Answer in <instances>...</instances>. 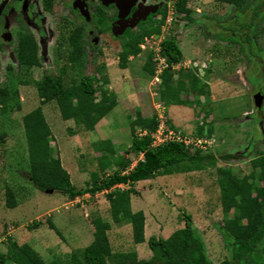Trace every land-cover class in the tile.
Returning <instances> with one entry per match:
<instances>
[{
    "label": "rangeland",
    "instance_id": "1",
    "mask_svg": "<svg viewBox=\"0 0 264 264\" xmlns=\"http://www.w3.org/2000/svg\"><path fill=\"white\" fill-rule=\"evenodd\" d=\"M255 2L263 4L258 6ZM186 9L191 21L181 20L182 14L176 15L169 24L162 26L161 23L163 32L159 29L158 35L161 40L174 35L182 54V67L189 71L196 69L197 77L208 85V98L202 97L191 106H163L158 99L159 84L150 83L152 76L148 78L142 69L147 59L153 65L152 54L158 43L156 35L142 40L139 54L128 57L124 69L118 66L120 43L109 34L99 37L92 45H89L92 36L86 37L87 45H84L80 63L70 62V49L65 46L66 32L61 33L62 43H49V63L38 62V67L18 66L13 52L16 27L12 17L8 16L11 37L3 38L4 42L0 45V88L14 85L19 110L0 117L1 253L5 252L9 239L18 246L28 245L44 262L73 264L70 255H80L79 252L91 243L92 220L99 218L110 225L106 235L111 252H134L137 259L148 258V237L166 239L164 237L184 226V215H189L193 234L200 241L204 258L210 264L235 260L216 230L225 217L214 168L159 175L134 184L135 193L129 196L130 211L142 212L144 219V241L138 245L132 241L130 226L129 230H125L122 222L112 221L106 192L96 197H89V194L85 198L78 197L69 206L64 194L53 192L44 195L28 180L29 165L21 118L39 106L35 85L43 73L50 70L58 75L62 68L65 87L77 84L83 75L94 74L93 85L97 90L108 93L116 101L115 107L102 118L103 121L97 123L96 132L84 131L81 124L73 121H63L54 101L41 106L53 137L50 146L58 154L60 165L75 189L88 186L94 178L98 180L104 174H112L116 159L130 161L124 173L135 165L138 155L127 154L126 150L131 139L129 122L137 111L150 115L154 111L171 130L186 135L187 141L193 140L196 145L191 148L192 151L197 149L212 154L217 167L228 166L238 177L250 173L249 161L264 153V88L260 79L264 73V32L261 30L264 25V0H246L239 10L212 0H187ZM254 11L258 16L253 15ZM85 25L93 29L92 22ZM227 29L239 30L236 34L241 41H245L246 33L254 31L251 46L257 53L256 57L249 58L247 50L242 52L237 43L222 38L231 34ZM91 50L95 55L89 58ZM257 80L263 88L258 90L259 97L254 95ZM188 99L192 101L191 96ZM256 119L259 121L256 122ZM200 126L203 134L197 136ZM197 139L201 140L200 146ZM105 140L109 141L110 149L103 152L104 147L100 143ZM249 144H252L250 153L242 160L225 161L220 158L241 152ZM5 188L12 191L18 204L16 208L5 206ZM114 188L127 190L129 186ZM49 222L55 230L48 228ZM34 223L40 227L33 230ZM259 255H264V251H260ZM247 263L243 259L237 264Z\"/></svg>",
    "mask_w": 264,
    "mask_h": 264
},
{
    "label": "trees",
    "instance_id": "2",
    "mask_svg": "<svg viewBox=\"0 0 264 264\" xmlns=\"http://www.w3.org/2000/svg\"><path fill=\"white\" fill-rule=\"evenodd\" d=\"M186 1H176L175 15L182 14L181 20L191 21L186 9ZM212 1L228 4L237 10L246 4V0ZM256 4L260 6L263 3L257 2ZM253 15L258 16L257 11H254ZM161 23L154 28L151 26L141 28L140 31L123 39L117 55L118 66L121 69L126 68L128 57H135L139 54V44L143 39L158 35ZM261 30L264 32V25ZM227 31L231 34L222 38L237 43L242 52L247 50L249 58L256 57L257 53H254L251 46L254 42L251 37L255 35L254 31L252 34H245V41H241L237 37L236 33L239 30L227 29ZM79 38L77 35L68 38V43L71 46L68 59L75 64L80 63L83 54V46L78 43ZM34 46V42L29 37L21 36L19 38L14 49L18 66H39ZM159 49L160 56L169 66L160 75L161 81L158 86L160 103L163 106L165 104L191 106L193 102L198 103L202 97L207 99L209 96L208 85L197 77L196 69L193 71L186 68L171 70L172 65L182 62V54L176 37L172 35L162 39ZM142 69L148 78H151L153 65L151 66L148 59ZM62 73L63 68L59 70L58 75L49 71L43 73L35 85L39 106L21 118L29 165L28 180L33 188L40 192L49 190L60 192L69 200L84 194L93 196L106 191L105 198L112 221L130 224L132 241L135 244H140L144 241L143 214L140 211L133 213L130 211L129 196L135 193L134 184L159 175L214 168L217 175L221 210L225 217L222 225L218 224L216 229L224 246L231 250V255L235 259H244L248 263H254V253L258 248L264 250V153L257 154L249 161L251 171L247 176L238 177L232 173L228 166L217 167L216 159L212 154L197 149L192 151L190 146H186L182 142L167 141L156 147H151L150 134L157 126L156 114L153 111L152 115L143 118L137 111L129 122L131 139L126 153L141 154L142 159L136 161L127 173L124 172L130 161L116 159L113 162L115 169L112 174L104 175L98 180L94 178L88 186L75 189L69 182L68 174L60 165L58 154L50 146L53 137L44 120L41 106L54 101L63 121L81 124L84 131L91 132L95 125L115 107L116 101L114 97L108 96V93L97 90V87L93 85L94 74L83 75L77 84L65 87L62 82ZM260 76L264 88V73ZM258 80L254 88L259 86ZM263 88L259 86L258 90ZM97 93H99L98 99L96 98ZM179 95L180 98H178ZM190 96L192 101L188 99ZM14 110H19V100L16 88L12 84L9 87L0 88V117ZM257 121L259 119H256ZM202 134L200 126L197 136H202ZM100 144L104 147L99 146L103 152L109 151L108 140L102 141ZM251 147L252 144H249L241 152L226 154L220 158L225 161L242 160L249 155ZM116 185H128L129 188L118 190L114 188ZM4 200L7 208L12 209L16 206L14 195L9 188L4 190ZM190 219L189 215H184L183 228L175 230L166 239L148 237L146 244L151 257L147 261H137L134 252H111L106 235L110 225L95 218L92 220L93 239L91 243L79 252L80 255L72 253L70 261L73 264H209L203 256L200 241L193 234ZM33 226L36 228L38 225L34 223ZM50 228L55 230L52 226ZM7 262L12 264H59L56 261L44 262L28 245L18 246L9 239L5 252H0V264ZM224 264H228V262Z\"/></svg>",
    "mask_w": 264,
    "mask_h": 264
},
{
    "label": "flooded vegetation",
    "instance_id": "3",
    "mask_svg": "<svg viewBox=\"0 0 264 264\" xmlns=\"http://www.w3.org/2000/svg\"><path fill=\"white\" fill-rule=\"evenodd\" d=\"M170 1L172 0H0V45L3 38L11 37L8 32V16H11L16 27H14L15 48L21 36L29 37L35 44L36 58L40 63H49L48 45L51 41L62 43L64 40L61 33L65 34L64 32L67 34L65 46L69 49L71 46L68 38L75 35L80 37L78 43L83 46L84 52L87 45H85L86 37L92 36L89 43L92 45L97 43L99 37L108 34L117 39L121 48L123 39L140 31L141 28L149 26L154 28L157 26L156 23L160 22L164 26L167 5ZM174 1L176 3L177 0ZM90 22L93 24V29L85 25ZM162 26H160L161 33ZM90 53L89 58L95 55L93 50ZM47 71L52 73L50 70ZM260 251L262 249L258 248L254 253V263L247 264H264V255H259ZM150 257L151 253L148 258H136V260L147 261ZM231 257L235 259L232 255ZM238 261L242 260H223L221 264L225 262L237 264Z\"/></svg>",
    "mask_w": 264,
    "mask_h": 264
},
{
    "label": "built area",
    "instance_id": "4",
    "mask_svg": "<svg viewBox=\"0 0 264 264\" xmlns=\"http://www.w3.org/2000/svg\"><path fill=\"white\" fill-rule=\"evenodd\" d=\"M175 1L172 0L168 3L167 5V10H166V15H165V20H164V26L169 24L172 20L173 17H175ZM158 38V43L155 47V50L152 54V62H153V75L152 78L150 80V83H152L153 85H158L160 84L161 78L160 75L163 73V71L165 69H167L169 66L167 65V63L165 62V60L163 59V57L160 56V49H159V42H160V36L157 37ZM185 68L182 67L181 63H177L171 66V70H178L179 68ZM156 120H157V126L155 128V130L150 134V138H151V147H156L164 142L167 141H175V142H182L184 145L186 146H190L191 148L194 145L193 140H186V135L178 132V131H173L170 129V127L168 125H166L165 120H161L160 121V117L156 116ZM165 125L167 127H165ZM139 134V133H138ZM141 134H143V132H141ZM140 134V135H141ZM201 138V137H200ZM197 144H199V146L202 144L200 143L201 140H196ZM203 143H205L204 141H202ZM207 143L209 144V142L207 141ZM116 187H119V185H116Z\"/></svg>",
    "mask_w": 264,
    "mask_h": 264
},
{
    "label": "crops",
    "instance_id": "5",
    "mask_svg": "<svg viewBox=\"0 0 264 264\" xmlns=\"http://www.w3.org/2000/svg\"><path fill=\"white\" fill-rule=\"evenodd\" d=\"M117 86H118V83L116 84ZM120 86V85H119ZM157 87V86H156ZM156 87H155V89H156ZM52 102V101H51ZM49 103V102H48ZM140 114H141V116L143 117V118H146V117H149L150 116V114H144V113H146L145 111L143 112V111H141V112H139ZM168 116V115H167ZM102 120V119H101ZM170 120V119H169ZM103 121V120H102ZM99 127V125H95V127H94V129H93V131L92 132H96L97 131V129H98V127ZM142 159V156H141V154H138V157H137V159H136V161H138V160H141ZM136 161H135V163H136ZM189 173H191V172H189ZM104 175H107V174H104ZM144 181V180H143ZM53 192H56V191H52L51 193H49L48 191H46V192H41V193H43L44 195H49V194H52ZM103 192H106V191H103ZM60 193V192H59ZM100 193H102V192H100ZM99 193H96V194H94L93 196L94 197H96L97 195H98ZM88 194H84L83 196H81L80 198H85L86 196H87ZM89 196V195H88ZM89 197H92V196H89ZM78 198V197H77ZM77 198H75V199H77ZM74 199V200H75ZM73 200H69L68 199V201L66 202V204L68 203V205L69 206H71V202H72ZM17 202H16V206L14 207V208H16L17 207ZM85 208H86V210H87V206H85ZM13 209V208H12ZM93 210H95V209H93ZM96 211V210H95ZM94 211V212H95ZM124 225H123V228L125 229V230H129V226H130V224H128V223H126V222H122ZM109 224V223H108ZM49 225H51L52 227H53V224L51 223V222H49L48 223V228L49 229H51L50 227L51 226H49ZM40 227V225L39 226H37L36 228H34L33 230H35V229H37V228H39ZM183 228V227H182ZM110 229V228H109ZM32 230V229H31ZM53 230V229H52ZM130 230H131V226H130ZM108 232V231H107ZM131 232V231H130ZM92 234V233H91ZM107 234V233H106ZM6 235L7 236H10V233H6ZM145 238H146V235H145ZM164 238H167V237H164ZM62 241V240H61ZM136 245H138V244H136ZM144 258V257H143Z\"/></svg>",
    "mask_w": 264,
    "mask_h": 264
},
{
    "label": "water",
    "instance_id": "6",
    "mask_svg": "<svg viewBox=\"0 0 264 264\" xmlns=\"http://www.w3.org/2000/svg\"><path fill=\"white\" fill-rule=\"evenodd\" d=\"M43 50H44V54H45V47L43 48ZM254 95L259 97V92H258V89H257V88H255ZM45 192H46V191H45ZM48 192L51 193L52 190H49Z\"/></svg>",
    "mask_w": 264,
    "mask_h": 264
}]
</instances>
